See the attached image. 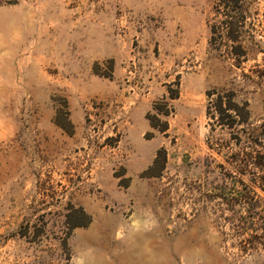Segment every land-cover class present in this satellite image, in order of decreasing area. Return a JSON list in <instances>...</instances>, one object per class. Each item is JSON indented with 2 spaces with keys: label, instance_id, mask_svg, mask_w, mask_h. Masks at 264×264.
<instances>
[{
  "label": "rangeland",
  "instance_id": "rangeland-1",
  "mask_svg": "<svg viewBox=\"0 0 264 264\" xmlns=\"http://www.w3.org/2000/svg\"><path fill=\"white\" fill-rule=\"evenodd\" d=\"M220 4L0 6V264H264L226 221L238 180L264 197V0L227 16ZM236 17L233 40L223 22ZM169 88L166 135L148 115ZM212 90L232 92L247 122L209 117ZM72 206L88 226L69 229Z\"/></svg>",
  "mask_w": 264,
  "mask_h": 264
},
{
  "label": "trees",
  "instance_id": "trees-1",
  "mask_svg": "<svg viewBox=\"0 0 264 264\" xmlns=\"http://www.w3.org/2000/svg\"><path fill=\"white\" fill-rule=\"evenodd\" d=\"M16 0H0V6L15 3ZM225 15L231 13L237 14L241 12L244 14L247 12L245 3L247 0H222ZM220 11V10H218ZM231 18V17H230ZM235 18L236 21L223 22V28L228 29L229 37L233 40H237L239 36L238 30L244 24L241 20ZM212 33L215 35L216 30L212 27ZM169 96L165 97L162 101L155 103L154 113L148 115L150 126L158 130L161 133L167 135L169 130L168 117L174 112L173 106L170 100H176L180 97V90H172L169 88ZM208 106L207 113L209 117L219 119L222 125H232L238 119L239 123H246L248 120V112L246 105L240 107L235 101L234 94L227 91L212 90L207 93ZM233 122H229L230 120ZM236 119V120H235ZM57 124L66 131H71L73 127L70 120H68L69 129L64 124L57 121ZM245 156V157H244ZM254 159L251 154L243 153V157L238 161L247 167L249 163ZM264 159V155H263ZM167 163V152L162 149L156 154L153 164L145 172L147 177H154L160 174ZM253 163V162H252ZM255 165L264 168V162H255ZM244 174L241 170L239 171ZM262 183H264V176L260 177ZM242 185V189L233 190L228 200L230 205L231 217L227 218L231 236L236 239L237 245L243 252H249L257 250L259 248L264 249V197L261 196L257 190L242 180L237 181ZM255 185L256 182H255ZM262 189V188H261ZM264 189V188H263ZM245 208L247 215L242 214L241 209ZM66 224L70 230L78 227H86L91 223V216L82 207L72 206L66 216Z\"/></svg>",
  "mask_w": 264,
  "mask_h": 264
}]
</instances>
